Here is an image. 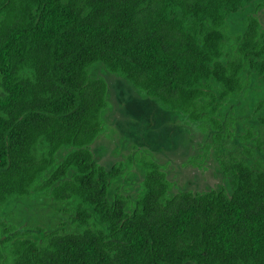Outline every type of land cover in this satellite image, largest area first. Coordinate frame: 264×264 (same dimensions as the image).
Instances as JSON below:
<instances>
[{
	"label": "trees",
	"instance_id": "obj_1",
	"mask_svg": "<svg viewBox=\"0 0 264 264\" xmlns=\"http://www.w3.org/2000/svg\"><path fill=\"white\" fill-rule=\"evenodd\" d=\"M262 4L0 0V264H264V137L247 123L264 127V111L231 126L255 77L264 99V26L252 10ZM95 65L208 133L223 182L173 191L145 148L97 162L108 99ZM227 136L240 145L225 151ZM33 197L61 227L8 221V206Z\"/></svg>",
	"mask_w": 264,
	"mask_h": 264
},
{
	"label": "rangeland",
	"instance_id": "obj_2",
	"mask_svg": "<svg viewBox=\"0 0 264 264\" xmlns=\"http://www.w3.org/2000/svg\"><path fill=\"white\" fill-rule=\"evenodd\" d=\"M252 10L264 26V4L257 5ZM244 14L240 13L230 25L229 35L233 42L245 22ZM90 72L94 76L103 77L107 84L105 129L91 144L97 162L109 168L145 148L163 166L173 182V191H201L223 182L218 161L220 152L210 149L204 153L203 145L209 142L208 133L187 124L179 115L163 108L156 99L141 95L127 81L101 65L93 66ZM261 84L259 78L251 80L242 93L244 103L232 108L236 111V119L231 125L233 131L245 126V122L241 120L245 114H252L256 110L264 111V104H261L264 102ZM258 122L254 117L247 121L249 127L254 129L255 126L254 131L264 137V127ZM226 140L223 146L225 151L240 145V139H233L232 136H227ZM137 180L133 176L125 182L129 192H132ZM5 216L17 230L31 233L37 231V227H61L64 221L61 213L51 210L46 197L17 200L7 207Z\"/></svg>",
	"mask_w": 264,
	"mask_h": 264
},
{
	"label": "flooded vegetation",
	"instance_id": "obj_3",
	"mask_svg": "<svg viewBox=\"0 0 264 264\" xmlns=\"http://www.w3.org/2000/svg\"><path fill=\"white\" fill-rule=\"evenodd\" d=\"M207 141H210L209 139ZM224 141H227L226 139Z\"/></svg>",
	"mask_w": 264,
	"mask_h": 264
}]
</instances>
